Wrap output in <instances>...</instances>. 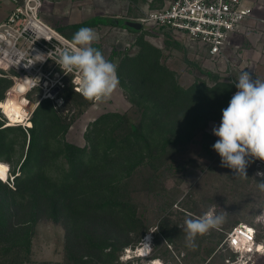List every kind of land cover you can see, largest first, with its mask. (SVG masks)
Listing matches in <instances>:
<instances>
[{"label": "trees", "instance_id": "obj_1", "mask_svg": "<svg viewBox=\"0 0 264 264\" xmlns=\"http://www.w3.org/2000/svg\"><path fill=\"white\" fill-rule=\"evenodd\" d=\"M126 1V17L133 19L143 15L141 4L153 9L164 3ZM99 23L114 24V20L92 18L58 30L72 40L80 28ZM146 30L142 27L136 32L132 41L137 47L135 54L125 49L112 51L108 57L116 55L118 87L134 118L127 112H103L88 122L83 146L69 142L65 135L70 120L62 110L67 107V111L79 114L91 101L67 85L60 92V104L47 98L38 103L30 116V127L4 126L0 121V165L10 175L5 181L0 179V264H51L31 260L35 226L42 219L62 226L68 263L118 264L121 249L136 245L149 229L131 195L134 176L139 171L156 173L198 135L201 150L214 157L212 145L218 137L208 127L220 124L222 109L237 90L235 81L217 71L199 69L200 75L195 74L190 85L182 86L176 72L162 61V49L144 38ZM159 30L166 45L180 46L170 30ZM92 46L101 51L100 43ZM10 83V79L0 77V100ZM255 162L247 167V180L253 176L257 182L260 177L254 175ZM259 167L264 172V164ZM225 168L231 187L237 190L235 171ZM186 208L187 218L203 214L198 205ZM238 221L227 219L208 236L196 237L197 247L207 238L212 241L198 264H210L226 232ZM182 228L165 217L159 222L156 240L172 244L185 241ZM217 255L221 261L227 256Z\"/></svg>", "mask_w": 264, "mask_h": 264}, {"label": "rangeland", "instance_id": "obj_2", "mask_svg": "<svg viewBox=\"0 0 264 264\" xmlns=\"http://www.w3.org/2000/svg\"><path fill=\"white\" fill-rule=\"evenodd\" d=\"M15 2L21 3L22 0H0V22L5 20ZM40 2L41 18L57 29L69 23L92 18H127L126 0H40ZM244 2L251 5L253 18L233 35L230 45L219 55H208L205 44L190 38L184 31L171 34L172 38L180 43V46L175 47L165 44V36L157 26L147 27V24L142 23V26L147 28L144 38L162 49V61L176 72L178 82L182 86L190 85L195 74L200 75L199 69L217 71L223 78H230L235 82L242 71L249 72L253 79L255 77L264 79V0ZM147 9L145 4H141V12ZM89 28L97 33L94 42L100 43L101 52L106 60L115 64L116 55L109 59L115 45H122L120 50L128 49L131 55L137 52V47L132 46L137 31L109 23H99ZM121 92L117 85L109 97L99 101L91 100V104L79 114L67 111L69 108L65 107L62 112L70 120L66 139L83 146L85 143L83 133L88 122L106 111L127 112L134 118L136 115ZM0 121L2 123L5 121L1 112ZM218 125L211 123L208 127L209 132L212 133L213 127ZM194 164L196 166H193ZM262 164L264 161L256 159L254 175ZM6 167L9 168L7 164ZM4 172L3 181L10 177L7 170ZM227 175V169L221 166V157L217 152L214 151V157L211 158L201 150L199 135L193 143L176 153L172 160L161 166L156 173L139 171L134 176L131 195L139 205L138 212L146 219L149 229L136 245H126L121 249L118 264H198L200 258L204 256V249L212 244L210 238L201 242L200 247H197L198 243L195 240L196 247L193 249L188 246L186 240L172 244L166 243L163 239L156 240L155 237V235L159 237V222L165 217L177 223L178 227H183L187 219L185 214L187 206L198 205L203 214L210 208L214 209L216 214L224 215L222 225L227 219H238V223L254 227L256 242H264V192L259 190L253 176L248 180L233 176L234 186H237V190H234ZM212 230L215 228L210 229L205 236ZM142 241L151 247L147 255L137 254V248L144 246ZM63 247L62 226L49 220H40L35 226L31 260L35 263L48 261L51 264H70L66 260ZM227 249L222 241L216 248V256L212 258L210 264H227L226 259L246 260L245 264H264V248L247 255L244 253L230 255ZM230 252L232 253L231 250ZM218 253L227 256L221 261Z\"/></svg>", "mask_w": 264, "mask_h": 264}, {"label": "built area", "instance_id": "obj_3", "mask_svg": "<svg viewBox=\"0 0 264 264\" xmlns=\"http://www.w3.org/2000/svg\"><path fill=\"white\" fill-rule=\"evenodd\" d=\"M163 1L161 7L148 8L135 20L147 24V27L155 25L172 33L184 31L190 38L204 43L210 56L221 54L230 45L233 35L253 18L252 7L244 0ZM40 6V0L15 2L5 20L0 22V77L11 81L4 91L3 99L23 97L29 121L34 108L42 99L47 98L60 104V92L67 85H71L73 90L77 87L72 83L77 79L76 73L65 74L54 61L55 55L25 67L34 62V56L38 53H54L57 47L67 46L72 41L41 18ZM121 47L115 45L112 50L121 51ZM6 123L5 118L3 125ZM11 125H20L24 129L31 126L24 121L12 122ZM223 242L234 254L247 255L264 248V242L255 240L254 227L244 223L232 226L226 232ZM246 262L226 259L227 264Z\"/></svg>", "mask_w": 264, "mask_h": 264}, {"label": "clouds", "instance_id": "obj_4", "mask_svg": "<svg viewBox=\"0 0 264 264\" xmlns=\"http://www.w3.org/2000/svg\"><path fill=\"white\" fill-rule=\"evenodd\" d=\"M96 39L97 33L93 29L80 28L67 46L57 47L54 53H38L34 62L25 67L55 55L54 61L65 74L76 73L77 79L72 81L77 85L76 93L90 101L107 98L118 85L117 66L92 46ZM235 87L237 91L228 106L222 109L219 126L212 129L213 135L218 137L212 148L221 157L222 167H228L237 177L246 179L248 165L254 159L264 161V79H253L249 72L242 71ZM255 175L260 177L257 186L264 192V172L258 171ZM223 221L224 216L211 208L198 218L185 219L182 230L188 246L195 249L196 237L217 228ZM142 243L147 255L151 247Z\"/></svg>", "mask_w": 264, "mask_h": 264}, {"label": "bare ground", "instance_id": "obj_5", "mask_svg": "<svg viewBox=\"0 0 264 264\" xmlns=\"http://www.w3.org/2000/svg\"><path fill=\"white\" fill-rule=\"evenodd\" d=\"M25 99L23 97H7L6 99L0 100V112L6 118L7 123L10 125L12 122H23L26 125H31V122L27 118V111L24 107ZM3 180V178H0ZM144 246L137 248V254H144ZM145 255V254H144ZM140 256V255H139Z\"/></svg>", "mask_w": 264, "mask_h": 264}, {"label": "water", "instance_id": "obj_6", "mask_svg": "<svg viewBox=\"0 0 264 264\" xmlns=\"http://www.w3.org/2000/svg\"><path fill=\"white\" fill-rule=\"evenodd\" d=\"M115 25H119L122 27H125L127 29L133 30V31H138L142 29V23L138 20L131 19V18H120V19H113Z\"/></svg>", "mask_w": 264, "mask_h": 264}, {"label": "snow or ice", "instance_id": "obj_7", "mask_svg": "<svg viewBox=\"0 0 264 264\" xmlns=\"http://www.w3.org/2000/svg\"><path fill=\"white\" fill-rule=\"evenodd\" d=\"M4 171H6V169H4V166L0 165V178H3Z\"/></svg>", "mask_w": 264, "mask_h": 264}]
</instances>
